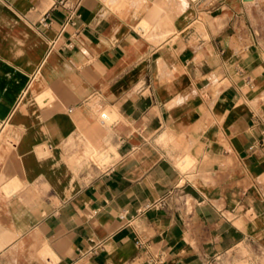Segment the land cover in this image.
Masks as SVG:
<instances>
[{
  "label": "crops",
  "instance_id": "1",
  "mask_svg": "<svg viewBox=\"0 0 264 264\" xmlns=\"http://www.w3.org/2000/svg\"><path fill=\"white\" fill-rule=\"evenodd\" d=\"M73 1L0 0V264H264V0Z\"/></svg>",
  "mask_w": 264,
  "mask_h": 264
},
{
  "label": "built area",
  "instance_id": "2",
  "mask_svg": "<svg viewBox=\"0 0 264 264\" xmlns=\"http://www.w3.org/2000/svg\"><path fill=\"white\" fill-rule=\"evenodd\" d=\"M61 7L66 12V22H73L75 18L79 16L78 14V7L79 3L73 1V0H53V6L52 8ZM258 145L260 147H264V136L260 139ZM171 194L168 196H165L157 201L154 202H148L143 208H141L138 211V214L147 212L151 209H159L167 206L168 204V198ZM178 200L180 201V204L182 207L186 208L189 205V200L186 198L185 194H179ZM129 217V211L128 210H121L119 214V218L125 222V225L132 226L133 224V217ZM137 245L141 246L142 242L140 240L137 241ZM165 257L161 254L158 256H151L148 260V264H164Z\"/></svg>",
  "mask_w": 264,
  "mask_h": 264
},
{
  "label": "rangeland",
  "instance_id": "3",
  "mask_svg": "<svg viewBox=\"0 0 264 264\" xmlns=\"http://www.w3.org/2000/svg\"><path fill=\"white\" fill-rule=\"evenodd\" d=\"M163 22H166L165 20H162ZM88 155V154H87ZM89 156V155H88ZM95 157H93V159H94Z\"/></svg>",
  "mask_w": 264,
  "mask_h": 264
}]
</instances>
